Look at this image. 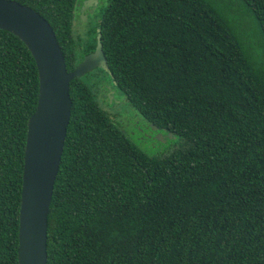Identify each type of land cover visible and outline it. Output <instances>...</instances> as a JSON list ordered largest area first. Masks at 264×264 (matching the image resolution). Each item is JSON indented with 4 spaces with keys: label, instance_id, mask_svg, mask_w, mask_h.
<instances>
[{
    "label": "trees",
    "instance_id": "16d2710c",
    "mask_svg": "<svg viewBox=\"0 0 264 264\" xmlns=\"http://www.w3.org/2000/svg\"><path fill=\"white\" fill-rule=\"evenodd\" d=\"M11 1L48 22L68 72L98 33L111 87L177 139L148 154L102 109L101 87L73 79L46 264H264V0H108L81 52L78 0ZM38 89L26 46L0 29V264H17Z\"/></svg>",
    "mask_w": 264,
    "mask_h": 264
},
{
    "label": "water",
    "instance_id": "95a60500",
    "mask_svg": "<svg viewBox=\"0 0 264 264\" xmlns=\"http://www.w3.org/2000/svg\"><path fill=\"white\" fill-rule=\"evenodd\" d=\"M81 15L85 17L83 10ZM0 29L20 39L37 68L38 100L27 121L24 148L17 264H46L47 216L70 120V82L96 68L109 70L97 33L95 50L68 72L51 26L37 12L17 2L0 0ZM150 128L158 131L153 125ZM154 138L165 141L173 135L157 132Z\"/></svg>",
    "mask_w": 264,
    "mask_h": 264
},
{
    "label": "rangeland",
    "instance_id": "374dc122",
    "mask_svg": "<svg viewBox=\"0 0 264 264\" xmlns=\"http://www.w3.org/2000/svg\"><path fill=\"white\" fill-rule=\"evenodd\" d=\"M107 1L108 0H104L103 4L99 7V9H97L93 14H91L89 18L81 17L80 19H78L76 17V14H74V19L72 23V32H73V37L76 41L77 51L81 52V48L84 47L85 43L87 42L88 34L92 35V32L94 31L96 26L95 20H98L101 13V9L106 5ZM82 78L93 89H95L97 86L102 87V84H104V82L108 84L110 83L109 80L105 77V75H103L102 73H95L92 71L84 75ZM112 96L113 97L111 98V100H106L104 99L103 96L99 95L98 93L97 99L102 109H104L110 115L119 114L121 118L124 117V120L125 119H128L130 121L134 120L135 111L128 104H126V100L123 94L116 89V92H114ZM117 120L120 123V119ZM131 129L132 127H129L127 128V131ZM135 136H139L136 130H135ZM133 141L141 149H143L150 155H156L159 153H168L169 151L174 149L175 145H177L176 138H168L165 141L155 140L154 138H148L141 141V140H136V138H133Z\"/></svg>",
    "mask_w": 264,
    "mask_h": 264
},
{
    "label": "flooded vegetation",
    "instance_id": "af4514ba",
    "mask_svg": "<svg viewBox=\"0 0 264 264\" xmlns=\"http://www.w3.org/2000/svg\"><path fill=\"white\" fill-rule=\"evenodd\" d=\"M104 0H78V4L79 6L76 8L75 14L76 17L78 19H80L81 17H83L82 15L80 16V11L83 10V15L87 18H89L91 16V14H93L97 9H99V7L103 4ZM98 20H95V25L97 24ZM92 39V35L88 34L87 36V42L85 43L84 47L87 49L88 46H90V41ZM96 46V44H95ZM95 50V47L92 50H89L88 52H86L85 54L82 55L81 60L76 64V66L78 64H80V62L83 60V58L92 53ZM101 69L96 68L94 70H92V72L95 73H101L100 72ZM104 75V74H103ZM106 77V76H105ZM112 83H105L102 84L101 90L99 92V95L103 96L104 99L109 100V97H113V93L116 92L115 89H113L111 86ZM102 97V98H103ZM134 120H128L125 119L124 117H122L120 119V127L123 128L124 131H126L130 136H132L133 138H136V140H145L148 138H154L157 134L158 131H153L149 124H146L144 121H142L139 116H137L136 114L134 115ZM132 127L131 130L127 131V128ZM135 128V129H134ZM135 130H137L139 136H135ZM155 139V138H154Z\"/></svg>",
    "mask_w": 264,
    "mask_h": 264
}]
</instances>
